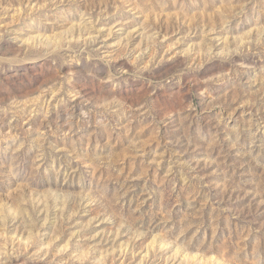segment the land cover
Masks as SVG:
<instances>
[{
  "label": "rangeland",
  "instance_id": "1",
  "mask_svg": "<svg viewBox=\"0 0 264 264\" xmlns=\"http://www.w3.org/2000/svg\"><path fill=\"white\" fill-rule=\"evenodd\" d=\"M0 264H264V0H0Z\"/></svg>",
  "mask_w": 264,
  "mask_h": 264
}]
</instances>
